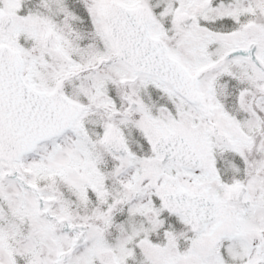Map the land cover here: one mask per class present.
<instances>
[{"label":"snow or ice","instance_id":"obj_1","mask_svg":"<svg viewBox=\"0 0 264 264\" xmlns=\"http://www.w3.org/2000/svg\"><path fill=\"white\" fill-rule=\"evenodd\" d=\"M0 264H264V0H0Z\"/></svg>","mask_w":264,"mask_h":264}]
</instances>
